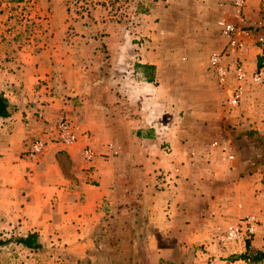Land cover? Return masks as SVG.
Wrapping results in <instances>:
<instances>
[{
  "label": "rangeland",
  "instance_id": "obj_1",
  "mask_svg": "<svg viewBox=\"0 0 264 264\" xmlns=\"http://www.w3.org/2000/svg\"><path fill=\"white\" fill-rule=\"evenodd\" d=\"M236 2L0 0V94L24 99L39 121L44 110L29 99L30 90L61 100L70 108L62 118L76 122L90 146L110 157L104 162L122 160L121 167L115 164L122 181L114 202L99 208L104 220L79 240L81 248L67 243L71 237L64 244L51 237L40 252L13 242L0 250V264H247L238 257L248 242L264 252V84H246L242 101L232 107L233 76L221 83L211 67L212 56L228 50L221 22L234 26L241 50L229 51L230 65L242 61L250 69L242 43L264 49V0H247L241 13ZM142 50L157 57L161 78L153 85L165 87L162 96L169 101L159 108L160 127L178 130L182 152H210L207 164L218 166L221 177L214 188L218 202L195 200L181 212L170 194L178 175L162 168L135 170L137 146L130 136L137 130L124 117L135 110L120 106L118 88L147 84L154 75L155 69H146L145 76H133L140 66L134 57ZM36 73L44 76L31 78ZM168 144L165 154H175ZM165 173L172 174V184L162 180ZM248 216L257 218L254 235L221 241ZM5 223L0 222V237L24 238L3 235ZM259 236L256 247L252 241Z\"/></svg>",
  "mask_w": 264,
  "mask_h": 264
},
{
  "label": "crops",
  "instance_id": "obj_2",
  "mask_svg": "<svg viewBox=\"0 0 264 264\" xmlns=\"http://www.w3.org/2000/svg\"><path fill=\"white\" fill-rule=\"evenodd\" d=\"M241 45L244 46L243 51L245 50L242 56L249 60L250 69L258 67L264 49L246 46L243 43ZM141 53L134 57L138 63L136 65L155 69L152 76L154 81L147 84L135 82L129 88L125 86L118 88L122 97L119 98L120 106L124 105L127 108L129 104L135 110L134 114L124 115L125 121L130 125L134 124L137 130L135 135L130 136L137 146L133 160L138 162L139 167H135V170L144 174L162 168L178 175L175 180L178 183L177 187L172 189L170 194L175 198L174 202L180 206L181 212L184 208L190 207L191 202L195 200L218 202L219 197L214 188L217 187L219 168L213 163L207 164L211 160L210 152L205 151L206 153L201 154L196 151L191 154L186 150L182 152L176 137L178 130L168 128L166 131L164 127H160L159 108L168 105L169 101L167 98L165 101V97L162 96L165 87L158 90L153 85L161 78L159 61L154 54L144 53L143 50ZM236 56V53L232 54L229 61L235 60ZM144 72L135 68L133 76L134 78L145 76ZM36 74V78H31L40 79L44 76L42 73ZM29 92H31L28 94L29 99L35 102L36 107L43 108L44 120H38L34 115L35 110L23 104L24 99L22 101L9 95L6 96L14 110L10 117H0V222H7L5 224L8 226L7 232L3 235L27 237L30 234H37L43 248L47 239L51 237L62 238L63 244L66 243L64 242L66 237H71L67 243H72L78 249L82 247L79 240L90 236L95 227L104 220V215L98 212L99 208L107 202H114L119 183L122 181L119 174L121 169H118L122 160L119 159L118 164H113L99 159L92 173L86 170L87 166L82 161L81 153L83 148L91 143L88 135L84 134L76 122L73 123L78 137L75 146L66 148L59 144H51L46 155L38 161L29 159L28 152L32 144L38 140H53L57 122L70 109L61 100L47 97L42 92L37 96L31 90ZM148 93L153 96H149ZM109 103L111 106L112 102ZM187 108H192V103L186 104L185 109ZM168 143H171L175 154L174 152L170 155L165 154L163 147ZM97 149L100 150V146H97ZM101 151L97 152L101 154ZM177 160L184 161L182 166L177 165ZM204 160L206 172L202 173L199 169ZM176 169L177 173L174 172ZM260 239V236L255 237L252 244L259 247ZM0 240L6 241L2 237ZM12 245L13 243H10L0 250ZM17 245L31 252L24 246Z\"/></svg>",
  "mask_w": 264,
  "mask_h": 264
},
{
  "label": "built area",
  "instance_id": "obj_3",
  "mask_svg": "<svg viewBox=\"0 0 264 264\" xmlns=\"http://www.w3.org/2000/svg\"><path fill=\"white\" fill-rule=\"evenodd\" d=\"M247 5V0H237L236 7L238 12L241 13L242 9ZM221 27L223 28L224 34L228 38V50L227 52H222L215 54L211 58V67L216 73L218 80L221 83H226L228 77L233 76L236 87L232 93L230 99V106L237 107L243 99L245 93L246 84L251 85H263L264 84V65L258 67L255 71L251 72L248 70V67L242 61L235 62L233 64L227 63V56L229 51L236 50L239 46V41L234 37L235 28L233 25L226 24L221 22ZM264 44V38L260 40ZM44 115L39 114V118L43 119ZM78 142V137L75 131V126L69 118H61L56 124L55 135L53 140L42 141L38 140L32 144L30 151L28 152V157L31 160L38 161L40 158L46 155L48 152V147L51 144H59L66 148H71L75 146ZM114 156L117 155V152H113ZM81 158L83 163L87 166V169L90 173L96 168V164L99 159L109 160L108 155L99 154L94 148L90 145H87L83 148L81 153ZM162 174V173H161ZM164 178L162 179L166 182L167 185L172 184L171 182L172 174L165 173ZM257 218L255 216H248L247 218L241 220L237 225L231 226L229 231L225 236L221 238L222 242H234L244 239L247 236L255 234L257 226Z\"/></svg>",
  "mask_w": 264,
  "mask_h": 264
},
{
  "label": "trees",
  "instance_id": "obj_4",
  "mask_svg": "<svg viewBox=\"0 0 264 264\" xmlns=\"http://www.w3.org/2000/svg\"><path fill=\"white\" fill-rule=\"evenodd\" d=\"M264 65V54L260 57L258 61V67ZM141 70L153 69L146 66H137ZM154 79L152 77L148 78V82L152 83ZM13 107L10 104L8 98L4 94H0V117L8 118L13 112ZM17 243L24 246L26 249L38 251L42 248V245L39 243V238L37 234H30L27 237L20 239H10L6 241L0 240V247L9 245L10 243ZM242 260L247 264H258L264 262V252L256 250L251 247L250 243H247V252L238 257V260Z\"/></svg>",
  "mask_w": 264,
  "mask_h": 264
}]
</instances>
